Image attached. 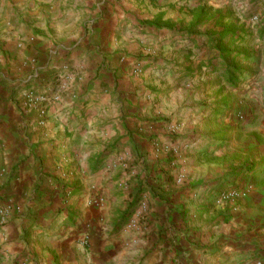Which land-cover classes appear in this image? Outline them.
I'll return each instance as SVG.
<instances>
[{
  "label": "crops",
  "instance_id": "0c3cea01",
  "mask_svg": "<svg viewBox=\"0 0 264 264\" xmlns=\"http://www.w3.org/2000/svg\"><path fill=\"white\" fill-rule=\"evenodd\" d=\"M0 209V264H264V0H0Z\"/></svg>",
  "mask_w": 264,
  "mask_h": 264
},
{
  "label": "trees",
  "instance_id": "16d2710c",
  "mask_svg": "<svg viewBox=\"0 0 264 264\" xmlns=\"http://www.w3.org/2000/svg\"><path fill=\"white\" fill-rule=\"evenodd\" d=\"M194 16L196 26L207 22L208 19L211 18L215 27L212 35L214 48L220 52L221 57L226 60L227 84L232 87H237L240 82V78L244 75V71L240 68V66L243 62H246L249 57L247 53H236L235 51L228 49L229 45L238 41L235 27L232 24L226 25V20L230 18V16L228 14L223 15L219 11L213 12L212 10H206V8L200 9L194 14ZM227 38H229L231 42H225ZM139 202L140 201H135V203L123 214V221L134 215L136 211L135 206Z\"/></svg>",
  "mask_w": 264,
  "mask_h": 264
},
{
  "label": "built area",
  "instance_id": "2783aa9c",
  "mask_svg": "<svg viewBox=\"0 0 264 264\" xmlns=\"http://www.w3.org/2000/svg\"><path fill=\"white\" fill-rule=\"evenodd\" d=\"M55 100L57 99L55 98ZM50 102H51L50 99H48L45 96H37L33 93H28L26 95V103H27L28 111H33L37 114L39 124L41 126H44L46 124V113ZM242 118L243 116L240 115L239 119ZM243 196L245 197V195L242 194L237 189H231L220 193L217 201L220 206H227L233 202L239 201ZM7 216H8V210L0 209V221L1 222L5 221L7 219ZM84 245L88 246L87 240L84 241Z\"/></svg>",
  "mask_w": 264,
  "mask_h": 264
},
{
  "label": "rangeland",
  "instance_id": "374dc122",
  "mask_svg": "<svg viewBox=\"0 0 264 264\" xmlns=\"http://www.w3.org/2000/svg\"><path fill=\"white\" fill-rule=\"evenodd\" d=\"M166 143L167 142H163V144H161V153H159L158 159L162 158V160L166 162V168H168L171 172H174V168L176 167V154ZM165 172V194H163L162 197L165 199V201H171L170 199L173 196H176V178L175 176H171V174H169L170 172H168L167 170Z\"/></svg>",
  "mask_w": 264,
  "mask_h": 264
}]
</instances>
